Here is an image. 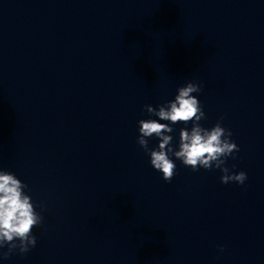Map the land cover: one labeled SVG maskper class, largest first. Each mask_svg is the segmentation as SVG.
Here are the masks:
<instances>
[{"label": "water", "instance_id": "water-1", "mask_svg": "<svg viewBox=\"0 0 264 264\" xmlns=\"http://www.w3.org/2000/svg\"><path fill=\"white\" fill-rule=\"evenodd\" d=\"M188 81L243 185L137 143ZM0 169L43 216L0 264H264V0H0Z\"/></svg>", "mask_w": 264, "mask_h": 264}, {"label": "clouds", "instance_id": "clouds-1", "mask_svg": "<svg viewBox=\"0 0 264 264\" xmlns=\"http://www.w3.org/2000/svg\"><path fill=\"white\" fill-rule=\"evenodd\" d=\"M201 91V84L188 81L177 88L174 99L156 107L145 105L147 114L158 119L138 121L137 143L149 155L153 169L161 172L167 182L176 175L174 157L193 171L218 169L222 184L235 182L243 185L247 174L244 171L233 172L227 166L228 158L235 159L239 147L231 139V130L222 126L223 117L211 128L200 123L207 117L193 93ZM177 123H183L185 127L180 128L179 142L174 146L171 133L175 129L172 125ZM189 123L192 125L190 129L187 127ZM153 137L158 140L156 147L149 145ZM26 188L27 185L14 173L0 169V259H8L17 251L21 255L26 254L37 244L33 229L42 225L43 216L36 210L32 197L25 192ZM5 246L7 251H2ZM220 251H224L223 246H220Z\"/></svg>", "mask_w": 264, "mask_h": 264}]
</instances>
